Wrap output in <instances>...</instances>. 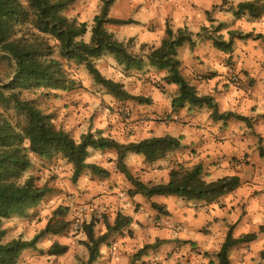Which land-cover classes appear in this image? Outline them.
<instances>
[{"label":"crops","instance_id":"1","mask_svg":"<svg viewBox=\"0 0 264 264\" xmlns=\"http://www.w3.org/2000/svg\"><path fill=\"white\" fill-rule=\"evenodd\" d=\"M257 1L160 0L152 4L148 0H116L111 7V18L133 21L126 25L107 26L120 41L134 39L140 44L158 47L165 36L167 22L174 31L187 29L192 33L196 44L192 50L186 43L189 49L184 60L179 56L181 74L195 87L199 96L214 100L219 115H233L228 119H214L213 110L201 105L186 104L174 110L172 102L179 95L178 86L166 82L165 71L146 66L161 73L166 94L155 89L149 96L136 95L148 98L149 104L127 101L128 105L142 109L144 118L151 119H144L143 128L130 139L119 142H139L166 135L181 141L178 150L154 164L145 163L137 154H128L125 163L131 178L148 186L166 184L170 171L181 165L199 167L207 182L237 176L240 185L217 203L209 205L176 196H154L151 199L142 195L131 196L130 191L135 190V186L126 174L117 170L116 151H91V157L93 153L111 157L106 164L98 159L88 160L89 164L102 167L109 175L104 178L85 171L77 190L92 197L95 188H102L104 200L97 202V206L105 208L110 217L104 216V220L111 226L119 214L131 219L129 226L109 235L92 264L109 263L111 258L105 257L109 246L114 240L124 242L127 237H132L131 245L134 242L140 244L138 248L144 250L140 254L146 252L147 255L159 247V239L167 241L170 249L180 250L181 260L178 256L170 260H175L176 264H218L217 254L230 229L234 238L256 234L255 241L238 245L230 251L231 264H251V257L264 250V156L261 154L264 151V16L252 19L247 13L238 12L240 3ZM211 25L217 26L203 34L202 29ZM230 32L251 33L262 38H234L230 52L215 47L217 36H222L226 42L231 41ZM104 58L119 66L113 57ZM150 111L152 113L148 114ZM124 189L126 194L121 192ZM117 192L122 199L114 195ZM153 203L164 206L167 214L154 209ZM104 220L103 232L97 234L95 226L97 236L107 232ZM159 222H164L165 228H157ZM126 249L127 246H123L122 253L127 254ZM140 254L132 255L131 264L140 260ZM112 259L114 261L115 257Z\"/></svg>","mask_w":264,"mask_h":264},{"label":"trees","instance_id":"2","mask_svg":"<svg viewBox=\"0 0 264 264\" xmlns=\"http://www.w3.org/2000/svg\"><path fill=\"white\" fill-rule=\"evenodd\" d=\"M75 1L0 0V59L6 58L15 66L9 82L0 86V264H15L21 253L34 248L41 238L46 235L59 236L69 226L66 220L67 209L59 207L45 228L32 240L18 237L4 242L3 221L39 205L50 191L46 185L39 186L36 178L25 177L31 165V155L46 159L62 157L72 165V180L76 183L88 170L95 176L107 178V171L96 164H89L88 160L92 155L91 151L114 150L117 153V170L126 174L135 186L130 195H142L148 199L154 196H176L189 202H203L209 205L217 203L240 185L237 176L207 182L199 167L186 168L181 165L170 171L168 183L145 185L131 178L125 163L127 155L137 154L144 158L145 163L154 164L178 150L180 138L166 135L139 142L121 143L111 137L87 133L77 141L69 132L57 127L53 115L38 106L35 101L21 99L23 91L27 90L36 92L47 89L56 93L73 89L76 84L65 70L61 61L64 59L84 66L92 81L116 100L149 104L148 98L129 93L123 83L109 79L100 72L97 63L109 56L125 71L141 72L146 66L165 71L166 82L179 88V95L172 102L174 110L183 108L186 104L201 105L213 110L214 119H228L233 116L231 113L219 115L214 100L211 97L199 96L195 87L182 76L178 50L186 43L193 50L196 44L192 33L187 29L174 31L167 22L165 36L158 47L141 44L140 51L134 52V39L120 41L107 29L108 25H126L133 22L109 16L116 0H101L102 7L94 17L90 29L86 22H79L77 18H69L64 14ZM238 12L247 13L252 19H259L264 16V0L240 3ZM202 31L207 33L208 28L204 27ZM88 33L90 39L86 41L84 38ZM229 35V42L222 36H217L214 40L215 47L230 52L234 38H262L261 35L254 36L251 33L230 32ZM145 48L148 49L147 52ZM56 53L59 57L55 56ZM5 90L10 93L5 94ZM45 96L47 99L51 97L48 92ZM55 97H58V94ZM10 111L21 120L12 122L7 115ZM261 154L264 156V151ZM152 207L167 214L162 205L153 203ZM104 221L107 232L101 236L95 233L96 222L82 225L87 238L85 245L89 252L88 264L95 261L100 247L106 243L112 232L122 231L131 223L130 218L121 214L117 216L113 226L107 220ZM255 240L256 234L234 238L230 229L217 254L218 264H231L230 251L238 245ZM67 251V246L54 243L49 254L61 256Z\"/></svg>","mask_w":264,"mask_h":264},{"label":"rangeland","instance_id":"3","mask_svg":"<svg viewBox=\"0 0 264 264\" xmlns=\"http://www.w3.org/2000/svg\"><path fill=\"white\" fill-rule=\"evenodd\" d=\"M148 1L155 4L160 0ZM101 7V0H76L64 11V14L69 18H77L79 22H86L90 29L93 19L99 14ZM216 26L211 25L208 27V32L212 30L211 28H216ZM202 33L204 34L205 32L202 31ZM84 39L89 41L90 33ZM140 46L141 44L135 41L132 45V50L139 52ZM188 49L187 44H184L179 49L181 60H184ZM145 51L147 52L148 49L145 48ZM55 56L59 57L57 53ZM61 61L69 77L76 84L73 89L56 93L47 89L36 92L27 90L23 91L21 99L35 101L38 106L53 115V121L57 127L69 132L75 140L78 141L84 134L93 133L97 136H108L118 141H124L130 139L131 136H134L141 129L144 119L146 121L151 119H148V117L144 118L141 114L142 109L137 107V105H128L129 101H118L102 87L95 84L84 66L65 61L64 59ZM97 66L104 75H109L107 77L123 83L125 89L131 94L149 96L155 89L160 94H166L165 82L161 73L152 71V69L144 67L141 72L134 70L125 71L122 67L116 66L115 62L105 58L100 60ZM14 71L15 66L11 61L6 58L0 59V86L9 82ZM17 91L18 89L15 90V92ZM47 92L51 95L48 99L45 96ZM9 93L8 90H5V94L8 95ZM56 94H58V97H55ZM0 110H2L1 104ZM150 113L152 112L150 111L148 114ZM7 115L14 123L17 120H21V118L15 117L16 114L12 111L8 112ZM110 158L109 155L93 153L89 160L91 162L92 159H98L106 164ZM72 175V165L60 156L46 159L31 155V165L25 177L32 176L36 178V183L39 186L46 185L50 191L39 205L28 209L21 215H14L3 221L5 230L4 242L18 237H22L27 241L32 240L45 228L48 220L59 207L67 209L66 220L69 222V226L59 236L48 235L41 238L34 248L24 250L15 264H88L89 254L85 245L87 238L82 225L91 221L96 222L97 234H99L104 231V225L102 224L104 216L107 218L110 216L105 212V208H102L101 205L97 206V202H103L104 200V194L101 192L102 188H95L94 190L96 191L91 193L94 195L92 197L81 194L77 190L80 179L75 183L72 180ZM125 189L121 190V192L126 194ZM119 192L114 195H118ZM118 196L119 199H122V195ZM159 223L160 225L156 224L157 228H165L164 222ZM76 224L79 225V230L77 231L74 229ZM178 227L180 228V226ZM205 228H208V226ZM181 229L184 230L185 228L181 227ZM126 239L124 242L121 239L118 241L114 240L116 243L113 241L109 246L111 251L109 250L105 257L108 258L109 256L111 259L107 264H131L130 258H133L137 253L140 254L139 252L142 250L138 248L140 244L134 242L131 245L130 240H132V237H127ZM133 240H136V238H133ZM159 241V247H156V250H151L148 255L145 254L146 252L141 253L138 255L140 260L132 261V264H176L174 263L175 260L172 262L170 260L177 256L179 257L178 260H181L180 250L170 249L171 245L167 241L160 239ZM55 242L67 245L68 252L61 256L50 255L49 250ZM180 242L183 243L182 241ZM161 245H164L163 249L160 248ZM183 245L185 246L186 244ZM123 246H127L125 250L127 254L122 253L121 249ZM113 247L115 248L113 249ZM118 251H120L119 254L117 253ZM263 253L264 250L260 254L251 257V264H264ZM113 256L115 257L114 261L112 259Z\"/></svg>","mask_w":264,"mask_h":264},{"label":"built area","instance_id":"4","mask_svg":"<svg viewBox=\"0 0 264 264\" xmlns=\"http://www.w3.org/2000/svg\"><path fill=\"white\" fill-rule=\"evenodd\" d=\"M74 229H75L76 231L79 230V225L76 224V225L74 226Z\"/></svg>","mask_w":264,"mask_h":264}]
</instances>
